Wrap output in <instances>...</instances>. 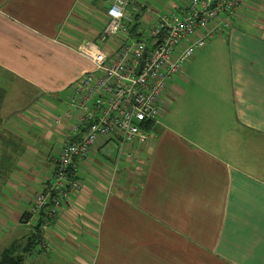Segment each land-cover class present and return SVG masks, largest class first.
<instances>
[{
    "label": "crops",
    "instance_id": "obj_1",
    "mask_svg": "<svg viewBox=\"0 0 264 264\" xmlns=\"http://www.w3.org/2000/svg\"><path fill=\"white\" fill-rule=\"evenodd\" d=\"M156 1L150 8L137 3L144 24L184 9L189 0ZM158 5L160 12L153 8ZM102 8L99 0H0V87L6 91L0 167L24 170L22 180H32L28 166L34 164L37 174L47 155L35 145L47 118L43 99L54 92L52 57L63 51L77 57L68 44L103 30ZM212 41L168 86L165 106H171L150 140L129 144L117 164L112 159V180L99 175L107 167L102 155H111V145L118 152V140L104 139L91 150L81 164L80 191L40 234L41 249L53 243L68 264H264V0H244ZM221 48L224 53L216 54ZM83 59L74 77L91 70ZM14 140L30 142L22 154L30 161L19 157L15 163ZM62 145L48 158L50 177L39 178L33 198L18 192L15 200L33 203L49 186ZM113 182L116 200H105ZM18 209L11 219L20 222ZM44 213L26 225H40Z\"/></svg>",
    "mask_w": 264,
    "mask_h": 264
},
{
    "label": "built area",
    "instance_id": "obj_2",
    "mask_svg": "<svg viewBox=\"0 0 264 264\" xmlns=\"http://www.w3.org/2000/svg\"><path fill=\"white\" fill-rule=\"evenodd\" d=\"M243 1L189 0L178 12L158 15L146 24L140 20L134 32L135 18L142 19V12L137 6L127 12V0H113L103 30L77 48L91 70L72 86L69 105L77 110L76 121L57 156L49 186L33 200L32 219L45 211L41 235L65 200L79 192L81 164L99 142L117 139L118 154L123 156L129 144L150 140L146 127L162 117L173 77L229 27ZM68 118L70 111L59 116L56 126L62 127Z\"/></svg>",
    "mask_w": 264,
    "mask_h": 264
},
{
    "label": "rangeland",
    "instance_id": "obj_3",
    "mask_svg": "<svg viewBox=\"0 0 264 264\" xmlns=\"http://www.w3.org/2000/svg\"><path fill=\"white\" fill-rule=\"evenodd\" d=\"M129 2L128 11H132L131 8L133 5L136 6H143L150 8L151 4L155 5L156 0H127ZM166 1V0H165ZM113 0H99V4L104 7H110ZM140 5H138V4ZM103 8L100 9L99 16H102L103 14ZM156 12L162 11L161 6H154L153 7ZM168 11V10H165ZM166 13V12H164ZM163 13V14H164ZM145 28V27H144ZM78 39H82L84 36H78ZM216 41V40H214ZM79 42L77 43H69L68 44V50L72 49L73 51H76V49L79 47ZM210 43H213L211 41ZM67 46V45H66ZM224 53L223 48L221 50L216 51V54ZM78 54V53H77ZM84 59L80 55H77V57H72L70 53H66L65 51L62 52L61 58L59 56H53L52 61L50 63V70L51 74L53 75L54 79L51 80V88L54 89V92H47L46 98L43 100L46 102V106L42 108V112L46 113L47 118H45V125L42 126L43 133L38 134L39 137L36 140L35 147H38V152L42 149V151L46 152L45 157L43 158L42 167H40L37 170V176L34 164L31 166H28V171L33 174L34 178L32 180L24 179L23 177H26L27 174H25L24 170L21 169V173H18L17 171H11V167L7 166L6 168L3 167L2 169H5L7 171L3 172V176L0 177V255L2 252L8 248L11 244L16 245L19 249H16L18 254L23 255V249L27 246L28 241L33 238V232H35V227L37 225V222H33V226H27V223H21L14 219H11V216L13 214V211L15 209V206L17 205L19 207L18 210H15L18 215L22 216L26 212H31L32 206L34 203H32V200H15L17 199L18 195H16L18 192L24 193L22 196L26 198L32 199L34 196V193L40 189L39 187V178L43 177L47 179L50 177V165L48 162V158H53L55 154L57 153L60 146L64 143L65 136L70 133L71 130V123L73 121H76L77 117V110L74 107H70V92L72 91V86L76 82V80L79 78V76L74 77V73H72V70L74 67L80 63L83 62ZM175 75V76H181ZM174 76V77H175ZM173 77V79H174ZM175 82L177 84L181 83L178 81V79H175ZM172 82L169 83L168 86H171ZM66 85V86H64ZM164 100V99H163ZM166 106H171V103L166 101ZM70 111L72 118H68L64 120V126L57 127L56 126V120H58L59 116L65 114L66 112ZM46 132H48L49 136L47 137ZM14 144V160L15 163L18 161L19 157L21 159L30 161L31 158L22 155L24 151H26V147L30 145V142H21V141H13ZM32 146V142H31ZM111 155L104 157L102 154V157L105 160L106 168L105 172L100 171L99 176H103L109 180H112V178L117 174V169L115 166H113L112 159L115 158V164H117L118 159V152L117 149H115V145H111L108 148ZM128 152V149L125 151L124 155ZM36 159L41 160V158L38 156ZM15 165H12V168H14ZM45 167V168H44ZM23 168V167H22ZM102 168V167H100ZM111 177L108 175V170L112 169ZM116 169V170H115ZM10 170V171H8ZM115 179V178H114ZM14 181V183H17L20 187L14 188L11 181ZM99 181L104 184L108 185V182L104 179H100ZM8 182V183H7ZM112 186L114 189H108L106 194L105 200H109L111 196H114L112 200H116V188L117 183L113 182ZM81 189V188H80ZM80 191V190H79ZM112 191H114L112 193ZM112 193V194H111ZM12 199V200H11ZM65 203V202H64ZM63 209V207L59 208L58 213L60 210ZM39 221V217L35 218ZM32 227L33 230H32ZM34 240V238H33ZM38 244L36 245L35 249L31 254L25 255L24 263L25 264H68L65 260H63L57 250L54 248V244L52 243L49 245L48 249H41V245L39 243V240H37ZM49 244V242H48ZM63 257L65 258V255L69 257V250L65 254V252H62Z\"/></svg>",
    "mask_w": 264,
    "mask_h": 264
},
{
    "label": "trees",
    "instance_id": "obj_4",
    "mask_svg": "<svg viewBox=\"0 0 264 264\" xmlns=\"http://www.w3.org/2000/svg\"><path fill=\"white\" fill-rule=\"evenodd\" d=\"M140 20H141V16L138 15L135 18L136 24L133 27V31L137 32L141 26L140 24ZM6 96V91L0 87V128L3 124V120L1 118V108H2V104L3 101L5 99ZM156 124H151L149 126L146 127V130L150 133L151 130H153L154 126ZM5 160V156H0V162ZM2 168L0 167V177L3 176V172L5 171H1ZM50 184V183H49ZM31 214L29 213H24L21 217V223H27L28 220L30 219ZM40 225H36L35 227V232L33 233V238H31L28 243L27 246L23 249V255L18 254L16 249H19L16 245H10L8 248H6L2 254L0 255V264H25L24 263V258L25 255L27 254H31L33 252V250L35 249L36 245L38 244L37 240H40ZM40 243V242H39Z\"/></svg>",
    "mask_w": 264,
    "mask_h": 264
}]
</instances>
